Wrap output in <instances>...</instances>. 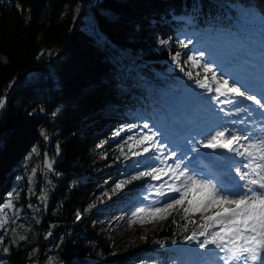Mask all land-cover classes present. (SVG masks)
Segmentation results:
<instances>
[{
	"label": "trees",
	"instance_id": "16d2710c",
	"mask_svg": "<svg viewBox=\"0 0 264 264\" xmlns=\"http://www.w3.org/2000/svg\"><path fill=\"white\" fill-rule=\"evenodd\" d=\"M93 1L0 0V99L12 84L0 108V207L11 196L22 219L2 240L9 264L177 262L161 244L185 240L202 223L181 206L140 224L148 233L124 253L80 218L89 182L82 159L97 147L89 137L110 141L100 132L114 119L128 124L123 111L166 116L162 94L187 79L172 56L192 54L193 38L228 46L249 36L247 21L264 46V0H100L83 13ZM44 152L51 170L41 169Z\"/></svg>",
	"mask_w": 264,
	"mask_h": 264
},
{
	"label": "snow or ice",
	"instance_id": "6c2138e0",
	"mask_svg": "<svg viewBox=\"0 0 264 264\" xmlns=\"http://www.w3.org/2000/svg\"><path fill=\"white\" fill-rule=\"evenodd\" d=\"M167 43L164 40L160 41L161 45ZM180 45L187 47L183 40L180 41ZM180 55L176 53L172 57L178 67ZM204 57L205 51L198 50L187 56V60L193 67L203 68L204 81L208 79V74H211V80L216 84L217 100L219 97H224L223 103L234 105L233 109L224 114L239 116L241 113H250L252 109L242 104V101H249L256 106V110L260 112V118L264 120V81L261 83V91L257 92L251 78L246 74L233 76L231 82L224 78L225 74L222 72L218 78L217 73L220 70L214 66L215 61L205 60ZM185 75L193 79L191 72ZM195 83L202 89L209 87L201 79H195ZM4 105L5 100L0 99V108ZM221 111L224 110L221 109ZM236 124H243L245 127L237 130L233 127ZM143 129H149V124L144 123ZM119 134V132L116 133V135ZM159 135V130L149 129L148 133L140 135L138 139L129 137V139H136L137 147L143 146L142 152H135L134 155L154 153L156 154L154 160H159L163 166H149L147 171L138 172L124 183H132L143 177L161 180L166 176L171 183L165 181L156 189L157 193L164 195L163 189L167 184L168 191L179 193V198L173 196L170 202L162 206L139 207L133 213L134 218L129 221V224L136 223L137 218L141 225L145 222L152 223L156 219H166L171 215V210L181 206L185 218L199 213L202 219L198 227L193 222L195 230L185 238V243H196L200 249H209V246H212V250H218L214 251L216 257L214 264H220V262L222 264H264V127L257 132L250 128L245 120L228 122L217 120L197 133L203 137L198 142L190 137L183 145L173 144L171 147L168 141L158 138ZM201 148L212 152L223 150L233 153V157L230 158L233 161L236 157H240L241 163L235 167V177L214 183L212 178L199 174L202 170L184 162L189 153L197 152ZM165 149H168L167 154ZM193 159L196 158L193 157ZM168 160L173 162L168 164ZM44 164L48 170L52 169V162L47 159V156ZM229 171H231L230 168ZM35 173L36 169H33V175ZM236 177L239 179L237 180ZM123 186V183H118L116 189H122ZM185 201H187L186 206H184ZM13 207L10 196L8 202L0 207V212ZM214 209L215 214L207 215ZM7 222V218L0 219V227H4ZM185 229L187 230L186 225ZM19 239L24 240L26 237L20 236ZM172 243L175 244L176 241L173 240Z\"/></svg>",
	"mask_w": 264,
	"mask_h": 264
},
{
	"label": "rangeland",
	"instance_id": "374dc122",
	"mask_svg": "<svg viewBox=\"0 0 264 264\" xmlns=\"http://www.w3.org/2000/svg\"><path fill=\"white\" fill-rule=\"evenodd\" d=\"M178 35L181 37L182 33ZM250 35L251 40L246 37L233 38V40L229 41L228 45L230 46L228 47L217 45L210 41L202 42V47H199L201 41L193 40V53L198 50H204V59L215 61L214 66L220 70L217 73L218 78L221 72L226 74L227 67L234 68L238 65L248 64V66L252 68L254 64L251 65V63H249L250 59L256 61L264 59V46L259 41V38L255 37L253 34ZM256 51H259V54L254 58L255 55L253 53ZM189 55L192 54L185 53L179 57V67L180 70L183 68V71H186V73L191 72L193 79L187 76V79L179 84V89L176 93L168 90L167 94H162L161 100H159L161 106L159 107L166 110V116L161 112L158 117L151 113L147 116L131 119V113L123 111L121 118H125L128 124H123L119 120L114 119L110 122L109 127L100 132L103 134L104 138L110 139V141H106L102 144L99 132L93 133L89 137L90 145L93 146L97 144V147L85 153L82 159L83 169L87 172L86 176L89 182L84 187L87 191L84 193V199L82 201L84 207L80 211V218H85L89 221L90 228L102 243L117 246L123 249V253L136 248L140 243V236L147 234L149 231V227L143 228L140 226L138 218L136 223L129 224V221L134 218L133 213L139 207L161 204L163 201L178 194L169 192L167 184H165L163 189L164 195L157 193L156 189L159 188L161 184H164L165 181L171 183L169 177L166 176L161 180H152L150 177H143L140 180L132 181V183H124L138 172L147 171L149 166H163L159 160H154V156L156 155L154 153L149 152L139 156L134 155L135 152H142L143 146L137 147L136 139H129V137L138 139L140 135L148 133L150 129L152 131L159 130L160 135L158 138L162 139V141L166 140L170 143L172 139H176L181 142L183 140L182 138L185 136L183 134L188 132L185 129L186 124H188V122H194L195 119L198 118L197 116H200L198 114L203 113L205 108L212 105L217 97V94L210 96L211 90L201 89L200 91V87L193 82L196 77H199L203 82L208 83V81L211 80V76H208V79L204 81L203 78L205 73L203 68L193 67L187 60V56ZM174 63L177 65L176 62ZM204 96H206V98H204ZM202 98L204 99L202 100ZM200 101L203 104L202 106L198 104ZM144 123L149 124V129H143ZM130 127L131 130H129ZM117 132L120 134L116 135ZM199 140L201 139H197V141ZM123 149L128 151L126 152L128 156L122 155ZM164 151L165 154H167L168 149ZM88 156L91 157L93 162L88 161ZM144 158H146L145 161L143 160ZM118 166H121V168L118 169ZM93 167H96V170L91 172ZM99 176H101V179L99 183H96ZM118 183L124 184L122 189H116V184ZM136 185H139V187L134 188ZM132 188L139 191V195L136 196L138 199H134L133 202H131L132 200L130 199L125 200L124 198ZM114 196H121L123 198L121 200L112 199ZM116 201L117 203L126 201L128 202L126 206L133 204L134 208L128 212L131 216L128 221L124 218L118 221L115 227L108 229V222L113 218L111 215H108L110 213L107 212L105 207L108 203ZM215 211L214 209L207 213V215H213ZM190 216L202 222L199 213ZM5 218H7L8 222L4 227H0V247L3 237L6 234L13 237L16 234L17 227L22 221L20 214L14 207L12 209H4L3 212H0V219ZM11 222L12 225H10ZM104 222H107L106 225ZM153 223L154 222H152V224ZM200 239H203V237H200ZM163 247L176 252L179 256L177 262H170V264H214L216 261L214 251H218L212 250V246H209V249H200L196 243L184 242L165 245ZM9 263L6 253H0V264ZM221 263L222 262H220V264Z\"/></svg>",
	"mask_w": 264,
	"mask_h": 264
},
{
	"label": "bare ground",
	"instance_id": "6f19581e",
	"mask_svg": "<svg viewBox=\"0 0 264 264\" xmlns=\"http://www.w3.org/2000/svg\"><path fill=\"white\" fill-rule=\"evenodd\" d=\"M254 55H255V57L254 58H256L257 56H258V54H259V51H256V52H254L253 53ZM240 64H241V62H240ZM263 64H264V61H263ZM247 76L249 77V75L247 74ZM208 90H211V93H210V96H212V95H216L217 93L215 92V87H216V84H215V82H213V81H211V80H209L208 81ZM200 89V91H201V89L202 88H199ZM202 90H204V89H202ZM204 98H206V96H204ZM204 98H202V100L204 99ZM222 97H219V99H221ZM198 104H200V106H202L203 104H202V102L200 101ZM194 153H199V151H197V152H191V153H189L188 154V156L185 158V163H187L190 159H191V155H193ZM144 161L146 160V158H144L143 159ZM88 161H90V162H93V160L91 159V157H89L88 156ZM121 168V166H118V169H120ZM96 170V167H93L92 169H91V172H94ZM103 178V177H102ZM100 179H101V176H99L98 177V179L96 180V183H99V181H100ZM136 187H139V185H136V186H134V188H136ZM121 198H123V197H121V196H114L112 199H121ZM113 214H119V212L117 211V210H114L113 211ZM114 218H115V216H113ZM112 217V218H113ZM111 219L109 222H108V229H111V228H113V227H115L116 225V223L118 222L117 220L118 219ZM106 223L107 222H104V224L106 225Z\"/></svg>",
	"mask_w": 264,
	"mask_h": 264
},
{
	"label": "water",
	"instance_id": "95a60500",
	"mask_svg": "<svg viewBox=\"0 0 264 264\" xmlns=\"http://www.w3.org/2000/svg\"><path fill=\"white\" fill-rule=\"evenodd\" d=\"M99 3H100V0H94V1L88 6V8H87L83 13L88 12L93 6H95V5L99 4ZM48 61H49V60H48ZM46 62H47V61H45V62H40V63H35V64H32V65H29V66L25 67L24 69H22V70L19 72V74H17L16 77H18V76L20 75V73H22V72H24V71H26V70L32 69V68H34V67L41 66V65H43V64L46 63ZM12 82H13V81H12ZM11 87H12V84H11L10 87L8 88L7 92H5V93L2 95L1 99H4V98L6 97L7 93H8L9 90L11 89ZM206 150H207V149H203V148H202V151H203V152H205ZM220 152H222V150H218L216 153H220ZM57 153H59V152H57ZM46 156H47V159L50 161L49 155L47 154V152H44V154H43V160H42V168H43V169H47V168L45 167V164H44V161H45V157H46ZM208 158H209V157H208ZM45 215H46V213L44 212V213H43V216L45 217Z\"/></svg>",
	"mask_w": 264,
	"mask_h": 264
}]
</instances>
